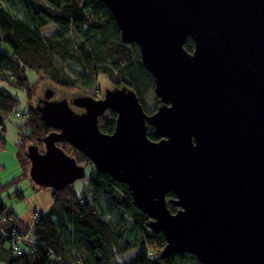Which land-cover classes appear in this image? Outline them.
I'll use <instances>...</instances> for the list:
<instances>
[{
	"label": "water",
	"instance_id": "1",
	"mask_svg": "<svg viewBox=\"0 0 264 264\" xmlns=\"http://www.w3.org/2000/svg\"><path fill=\"white\" fill-rule=\"evenodd\" d=\"M98 1L154 77L159 140L148 138L147 115L128 86L58 100L52 87L34 103L54 130L43 151L28 146L29 177L53 190L84 179L86 166L57 145L66 142L127 184L151 229L166 236L163 256L264 264V0ZM108 109L117 113L112 134L99 129Z\"/></svg>",
	"mask_w": 264,
	"mask_h": 264
},
{
	"label": "trees",
	"instance_id": "2",
	"mask_svg": "<svg viewBox=\"0 0 264 264\" xmlns=\"http://www.w3.org/2000/svg\"><path fill=\"white\" fill-rule=\"evenodd\" d=\"M50 23L56 30L45 36L43 28ZM2 43L11 51L0 50V111L8 115L15 110L26 117L18 126L20 139L15 147L21 172L0 184V248L5 240L10 243V264H202L190 252L163 256L166 236L161 230L151 229L150 215L134 204L127 184L97 170L85 154L66 142L57 145L78 163L92 165L81 187L72 183L52 189L53 204L46 211L36 210L32 225L24 223L3 201V194L11 191L24 198L17 187L23 178L30 179L32 188H43L29 177L27 148L37 145L43 151V139L54 130L35 110L38 81L31 83L27 71H41V79L49 84L72 90H78L80 82H91L99 69L106 72L113 87L134 90L147 115V136L153 141L159 138L151 116L161 102L156 96L154 109L147 108L144 96L155 89L154 77L142 66L138 46L122 42L114 15L98 0H0ZM194 47L188 37L185 50L193 52ZM72 66L84 70L83 75L71 76L68 70ZM19 89L28 99L26 111L16 110L19 99L14 90ZM78 91V95L89 94ZM116 119L115 111L106 110L98 118L100 131L114 133ZM0 140L4 145L1 134ZM167 193L168 207L175 212L178 206L172 200L177 194L173 190ZM26 235H31V240L18 239ZM16 242L21 253L13 251ZM134 249V256L123 261L124 255Z\"/></svg>",
	"mask_w": 264,
	"mask_h": 264
},
{
	"label": "rangeland",
	"instance_id": "3",
	"mask_svg": "<svg viewBox=\"0 0 264 264\" xmlns=\"http://www.w3.org/2000/svg\"><path fill=\"white\" fill-rule=\"evenodd\" d=\"M56 30L55 25L50 23L48 26L43 28L42 33L45 36L51 35ZM0 50L11 51L9 45L2 43L0 44ZM69 74L74 77H78L79 75H83L84 70L76 66H72L68 70ZM27 75L29 81L31 83L38 81V86L36 88L37 98L46 96V91L51 89L52 87L56 89V94L52 95L50 98L51 100H58L62 99L63 97H67L71 99L73 95L77 94L80 91L88 92L91 95L101 94L102 96L105 94L106 89L113 88V82L109 78L106 72H102L100 69L97 73L90 78L92 81L88 84L80 82L78 85V90L76 89H66L59 86H53L49 84L47 80L41 79L44 76L43 72H37L33 70L27 71ZM40 81V82H39ZM97 93V94H96ZM14 94L17 95L19 99L18 107L16 110L26 111L27 109V96L25 92L21 89L14 90ZM155 89H149L148 92L145 94L144 99L147 104V108L153 110L155 107V100H156ZM34 100V103L36 101ZM26 121V117L17 118L15 116V110L10 112V114L5 115L3 112L0 111V134L5 139L4 145H1L0 140V183L4 181L11 180V178L16 177L20 172L21 168L19 166L18 157H16V143L19 141V131L18 126ZM92 164V163H91ZM4 165V167H2ZM92 165H86V175L91 173ZM84 179H78L74 185L75 187H81ZM18 187L22 189L24 198H19L16 195V192H6L3 194V201L9 204L14 211H16L21 220L28 224L32 225L34 218V209L40 211H46V208H49L52 196V189L51 188H32V183L29 178H23L19 181ZM10 243L5 240L4 245L0 248V264H10V254H8V247ZM136 249L127 252L124 255L123 261L125 259H129L134 256ZM122 261V262H123Z\"/></svg>",
	"mask_w": 264,
	"mask_h": 264
},
{
	"label": "built area",
	"instance_id": "4",
	"mask_svg": "<svg viewBox=\"0 0 264 264\" xmlns=\"http://www.w3.org/2000/svg\"><path fill=\"white\" fill-rule=\"evenodd\" d=\"M15 116H16L17 118H20V117H21L20 113H15ZM36 215H37V213L35 214V216H36ZM18 239H19V240L23 239V240H25V241H26V240H31L30 237L27 236V235L24 236V237H23V236H19ZM13 251H14L15 253H16V252H17V253H21L22 249H21V246H20L19 243L16 242V243L13 244Z\"/></svg>",
	"mask_w": 264,
	"mask_h": 264
},
{
	"label": "crops",
	"instance_id": "5",
	"mask_svg": "<svg viewBox=\"0 0 264 264\" xmlns=\"http://www.w3.org/2000/svg\"><path fill=\"white\" fill-rule=\"evenodd\" d=\"M2 167H4V165H2ZM5 182V181H4ZM1 184V183H0ZM17 187H18V185H17ZM51 198L53 199V201H54V198H53V195L51 196ZM53 201L51 200V202H50V204H49V206H47V207H50L52 204H53ZM47 209V208H46ZM37 210V209H36ZM35 209H34V211H36ZM40 211V210H39ZM17 213V212H16ZM18 214V213H17ZM19 215V214H18Z\"/></svg>",
	"mask_w": 264,
	"mask_h": 264
},
{
	"label": "flooded vegetation",
	"instance_id": "6",
	"mask_svg": "<svg viewBox=\"0 0 264 264\" xmlns=\"http://www.w3.org/2000/svg\"><path fill=\"white\" fill-rule=\"evenodd\" d=\"M98 98V97H97Z\"/></svg>",
	"mask_w": 264,
	"mask_h": 264
}]
</instances>
